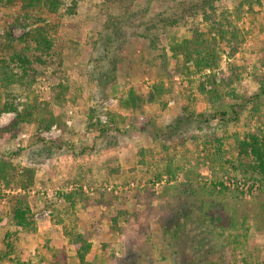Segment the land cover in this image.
I'll list each match as a JSON object with an SVG mask.
<instances>
[{"label": "rangeland", "instance_id": "rangeland-1", "mask_svg": "<svg viewBox=\"0 0 264 264\" xmlns=\"http://www.w3.org/2000/svg\"><path fill=\"white\" fill-rule=\"evenodd\" d=\"M78 1L82 5L79 13L63 18L65 34L77 42L67 51L64 61L68 79L63 84L67 89L60 94L48 76L40 78L37 86L38 100L44 103L39 117L46 119L52 115L54 123L47 129L34 122L25 123L16 134L9 132L0 136V154L19 173L10 186H0V227L12 213L11 196L24 194L37 222L35 233L19 238L24 258L35 264H55L56 255L65 260L62 264H79L62 227L53 221L61 217L58 212L68 207L62 193L72 192L75 205L69 209L65 222L76 223L77 230L91 242L86 264H177L189 258L198 260L206 246L198 241L199 229L192 227L191 222L177 243L164 238L159 227L160 217L174 211L178 197H183V173L189 169V181L193 183L186 184L196 191L189 200L197 212L203 200L211 203L210 213L222 215L226 221L229 217L238 222L243 220V225L237 223L236 229L229 230L244 234L245 246L226 244V225L224 233H216L213 242L218 245L225 242L220 263L244 264L243 259L255 263L264 259V188L232 171L225 159L233 157L234 151L225 153L223 167L205 162L202 155L208 147L203 144L207 132L193 127L188 130L191 137L185 141L180 132L173 134L172 139L164 134L166 126L179 116L182 103L194 102L197 109H202L198 87L209 73L218 82L220 76L233 73L227 70L229 64L240 66V81L233 84L234 92L240 97L254 90L250 64L264 56V0L215 2L218 11L230 13L238 40L231 44L218 42L215 50L219 66L201 72L190 70L191 59L186 61L185 52L176 48V44L191 38L192 25L199 31H207L208 24L200 14L198 18L188 16L179 20L176 12L180 9L177 7L180 0ZM120 2L127 6L124 7L126 18L116 23L110 18L123 12ZM136 10L137 17H130ZM158 18H166L173 24L152 26L151 21ZM110 22L118 27L108 46L106 33L111 36L113 33L106 28ZM145 27L151 29L147 38L141 36ZM23 31L12 29L15 36ZM112 60L114 81L108 88L110 96L103 100L104 92L89 75L96 73L97 67H110ZM158 84H161L159 92L155 90L151 100H141L137 107L124 109L118 102L121 97L127 98L129 91L133 92V100L137 96L145 97L152 85ZM102 100L104 110L114 113V120L110 129L99 135L87 128L86 113L90 105ZM105 115L100 117L102 122L106 120ZM13 116V112L1 113L0 127L7 125ZM215 123L216 120L212 125L216 127ZM241 126L231 123L218 131L219 135H227L225 147L228 149L233 140L231 133H242ZM38 139L54 141L56 146L51 156L36 159L30 156L33 148L40 145ZM110 165L119 173L106 182L103 177ZM165 169L171 170L174 176L164 173ZM159 173L163 176L156 178ZM211 181H223L227 189L220 195H209L199 189ZM18 184L26 188H18Z\"/></svg>", "mask_w": 264, "mask_h": 264}, {"label": "trees", "instance_id": "trees-1", "mask_svg": "<svg viewBox=\"0 0 264 264\" xmlns=\"http://www.w3.org/2000/svg\"><path fill=\"white\" fill-rule=\"evenodd\" d=\"M216 1L218 0H180L177 3V7L180 9L176 12V16L179 20L187 19L188 16L192 19L198 18V14H200L202 21L208 24L207 31H199L195 25H192V28L190 27L191 38L176 44V48H181L185 52V60L191 59L193 68L190 70L194 72L207 69L215 70L219 66L215 50L217 43L231 44L237 43L238 40L236 26L230 19V13L218 11V8L215 7ZM249 3L251 4V1ZM119 5L123 12L110 18L114 19L116 23H120L122 18H126L124 12L127 9L124 10V7L127 6L122 2ZM81 8L82 5L78 0H0V26L2 27L0 33V114L3 112L14 113L9 123L0 127V136L2 133L9 132H12L13 135L16 134L19 126L25 123L34 122L42 129H47L54 123L52 115L46 119L39 117V109L42 110L44 103L38 100L37 86L40 78L48 76L58 91L62 92L60 94L63 95L67 89V86L63 84V81L68 79L64 61L68 57L67 51L73 49L77 42L65 34L64 27L66 25L63 23V18L76 16ZM137 15V10L130 13V17H137ZM115 22H110V26L106 25V28L113 32L112 36L109 32L106 33L109 41L108 46L111 45L112 40L110 39L118 27ZM172 22H168L166 18H158L153 19L151 25L155 26L157 23L172 25ZM14 27L24 31L15 36L12 32ZM149 31L151 29L145 27L141 36L147 38ZM212 33L214 35H211ZM150 40L153 42L152 37ZM105 49L107 50V48ZM172 49L176 50L175 47ZM234 51L235 49L233 53ZM193 54L195 57H192ZM250 68V76L255 88L250 94L240 97L236 95L233 87L234 83L240 81V66L229 64L227 70L234 74L220 76L218 82H216L214 74L205 75V82H201L198 87L200 101L203 104L202 109H197L194 102L182 103L179 108V116L175 117L171 124L167 125L168 127L166 126L164 134L168 139H172L173 134L177 135L180 132L182 140L185 141L191 137L188 135V130L193 127L199 132H207L203 144L208 147L203 149L202 155L205 162L212 166L223 167L222 159L225 157V153L234 151L233 157L225 159L230 163L232 171L242 174L244 178L251 179L260 188H264V56L251 63ZM185 69L189 70L188 67ZM114 70L115 63L112 60L110 67L105 66L100 69L97 67L96 73L89 75L92 80L98 82L101 91L104 92L103 100L110 96V93L107 92L114 81ZM158 85H152L145 97L137 96V99L133 100L131 97L133 92L129 91L127 98L121 97L118 102L124 109L137 107L141 100H151L155 90L159 92L161 84ZM103 100L90 105L86 113L87 128L96 130L99 135L105 134L114 120V113L104 110ZM103 114H106L104 122L100 120ZM214 120L217 122L215 123L216 127L212 125ZM231 123L241 124L242 133L239 131L231 133L230 136L233 140L229 143L228 149L225 147L227 135H219L218 131L222 129L221 126L225 127ZM187 137L188 139H185ZM38 140L40 145L33 148L30 156L34 159L51 156L53 148L56 146L54 141ZM4 157L0 154V186L8 187L14 181L13 177H18L19 173L16 172V167L11 161ZM105 171L103 179L106 182L119 173V170L111 165ZM163 172L174 176L171 170L165 169ZM162 176L163 173H159L156 178ZM183 176L184 195L178 197V206L174 211L160 217V230L164 238L176 242L186 229V225L191 222L192 227L199 229L197 230L200 237L198 241L203 243L202 246H206V248L199 256L200 259L189 258L185 263L177 264H221L225 242L230 245L235 244V246L246 245L247 239L244 234L229 230L230 228L236 229L237 223L243 225V220L238 222L234 220V217L232 219L229 217V221H226L222 215L210 213L211 203L203 200H200L201 204L197 206L200 211L197 212L193 201L189 200V197L196 192L193 187H188L193 183L189 181L191 170L186 169ZM186 183L190 184L187 186ZM21 187L18 184V188ZM23 188L26 186L23 185ZM199 189L206 190L209 195L217 193L220 195L227 187L223 181H211ZM62 197L68 202V207L58 212L61 217H56L57 219H53V221L62 227L63 235L72 244L79 264H86V255L91 248V242L77 230L76 223L72 222V219H70L72 223L65 222L69 218H67L69 209L74 207L76 199L73 198L72 192L62 193ZM11 198L12 213L8 216L6 223L0 227V264H35L24 258L19 244L21 235H30L37 231L35 213L26 200V195L16 193ZM113 221L116 219L113 218ZM225 225L228 227V232L225 235L228 238L225 242L221 241L219 245L215 244L213 241L216 233L219 235L224 233ZM213 256H217V259L212 260ZM55 258L53 261L55 264L65 263V260H60L56 255ZM243 261L244 264H264V259L257 260L255 263L246 259Z\"/></svg>", "mask_w": 264, "mask_h": 264}, {"label": "clouds", "instance_id": "clouds-1", "mask_svg": "<svg viewBox=\"0 0 264 264\" xmlns=\"http://www.w3.org/2000/svg\"><path fill=\"white\" fill-rule=\"evenodd\" d=\"M7 115H9V116H12L13 114H7ZM8 121H5V123H7Z\"/></svg>", "mask_w": 264, "mask_h": 264}]
</instances>
